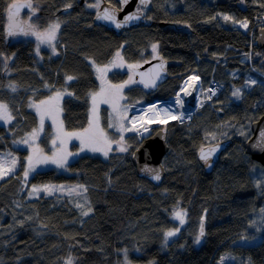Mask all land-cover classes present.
Returning a JSON list of instances; mask_svg holds the SVG:
<instances>
[{
	"label": "trees",
	"instance_id": "16d2710c",
	"mask_svg": "<svg viewBox=\"0 0 264 264\" xmlns=\"http://www.w3.org/2000/svg\"><path fill=\"white\" fill-rule=\"evenodd\" d=\"M12 1L0 0V100L14 117L0 125V152L14 149V141L37 127L29 101L57 91L73 93L62 100L64 128L86 129L90 96L98 89L93 61L105 64L117 51L137 66L152 58L149 47L156 44L157 54L169 60V77L156 91L145 94L134 84L125 86L122 103L168 98L188 74L199 76L202 87L214 80L221 91L189 122L166 124L165 176L157 186L137 176L131 156L158 126L125 134L126 152L117 148L107 158L76 156L67 172L41 169L25 181L20 159L19 168L0 180V264H65L69 257L72 264H120L123 255L134 264H215L223 254H231L233 264H264V165L245 152L250 125L264 112V51L255 45L264 28V0H152L144 13L153 24L119 36L93 23L94 11L84 0H34L40 9L29 20L34 32L60 23L56 52L43 48L40 60L34 54V34L9 41L3 36ZM235 21H247V27ZM69 75L75 79L66 83ZM127 78L125 71L108 76L112 84ZM250 80L256 83L248 84ZM236 89L239 98L232 95ZM107 110L101 112L104 127ZM226 138L232 145L205 173L196 158L198 149ZM51 145L46 125L38 140L42 155L51 152ZM46 182L79 183L87 192L28 197L32 185ZM85 197L92 208L87 216L76 206ZM178 209L186 213L185 223L164 243V233L177 226L171 213ZM201 217L204 237L197 243Z\"/></svg>",
	"mask_w": 264,
	"mask_h": 264
},
{
	"label": "snow or ice",
	"instance_id": "6c2138e0",
	"mask_svg": "<svg viewBox=\"0 0 264 264\" xmlns=\"http://www.w3.org/2000/svg\"><path fill=\"white\" fill-rule=\"evenodd\" d=\"M128 2H129V0H122V3H124V4H127ZM147 4H148V0H139V5L147 6ZM71 6L72 5L70 3L65 5L66 8H70ZM93 6H96V5H89V7H93ZM24 7L31 8V9H33V11H35L34 6L30 2V0H28V2H26V3L9 4V6H8V19L10 21L9 28H8V35L9 36H13V35L17 34V26L15 25L14 21H15L16 17L18 16L19 10L21 8H24ZM141 13H142V9H141V7H138L135 13L126 16L123 21H117L115 14L110 13L107 9H105V11L102 14H98L97 19L110 21V22L114 23L117 28H120L124 24H126L128 21L139 19ZM224 19L230 20L232 18L229 16H224ZM235 23H239L241 27H244V28L247 27V21H243V22L235 21ZM59 28H60V23L55 22V23L50 24L48 26V28L43 33L33 32L32 34L37 36V40L40 43H47L50 46H52V51H53V53H55L56 48L52 44V42L56 39V34H57V31L59 30ZM19 31L24 32V29L20 28ZM24 34L27 35L28 33L24 32ZM122 47H123V45H121V48ZM152 49H153V52H155L157 49V45L153 44ZM37 54H39V49L37 50ZM116 57L121 62L118 63L117 60L114 59L111 62L110 67L111 68L123 67V63H122L123 57L120 55L119 51H117ZM8 59H11V57H9ZM93 66L96 67L94 61H93ZM129 67H131V66H129ZM96 70L98 73H100L99 78L102 80V83H103L104 78L106 77V73L110 70L109 66H105L104 68L96 67ZM160 70L161 71L163 70V64L160 65ZM159 77H160V72H157L155 74V76L152 78V80L150 81V83H145V87L154 86L156 83V79H158ZM73 79H75L74 76H71V75L66 76V83L68 81H72ZM198 79H199L198 77H189V81L191 82L190 86L195 85V83ZM133 82L134 81L132 80V77L130 76L129 80L125 81L123 84H119V85H111L110 84V85H108V88L106 90L102 88L101 93H99V94L98 93H92L91 94V96H92V108L90 109L89 128L84 129L82 133H63L62 127H61V129L58 130L57 136L52 140V144L54 147H57V141L59 140V151L53 152V155L51 157L42 155L43 150L40 149L39 147H36L35 149H33L32 144L35 143L36 139L40 136V133L43 131L45 115H50L53 111L58 110L57 108L54 107V102L59 101V99L65 94L71 96V95H73V93L57 91L55 97H50L47 101L42 100L39 102V104H30L29 107H34L36 109L37 113L40 115V127L38 129L34 128L30 134H28L25 138L18 141V143H20V144H25V145L29 146V153L30 154L28 157H26V167L24 169V180L26 181L29 174L34 172L36 170L37 166H39V165L52 163V164H55L59 168H64L67 164L68 158L70 156H75L78 154V153L68 152L66 150V148H64L66 140L62 137L71 138L72 136H76L77 138L80 139V144H81L80 150L81 151H83L85 149H89L93 152L102 151L103 155L105 157H107L109 151L111 150L110 146L107 149L98 146L101 144V142L107 144L108 141H107L105 134L102 132V130H98V126L96 125V121H95V117H94V113L96 111V105H97V96L104 94L106 96L111 97L114 100H117V99L121 98L119 96V94L123 90V88L127 84L133 83ZM186 83H188V82H186ZM247 83L248 84H255L256 81L250 80ZM10 87H11L13 92L16 91L15 85H10ZM45 87H49V85L45 84ZM210 91H211L212 95H215V90H210ZM187 94H188V92L185 91V95H187ZM240 94H241L240 89H236L232 93V95L237 97V98H239ZM209 99H211V96H209ZM105 102H108V100L106 99ZM181 103H182V101L179 99V93H178L177 94V104H181ZM151 107L155 108L156 105H152ZM114 110L117 113V123L120 125V132H121V141L117 142V143H118V145H121L123 142V132L128 131L129 129L123 127L122 121L124 120V117L120 116V114H119L120 110L119 109H114ZM164 111L167 112V109H165ZM13 118L14 117L11 114L8 103L4 102L3 100H0V120L4 121L5 123H8L11 120H13ZM172 118L177 119L178 117L173 116ZM133 119H136V118L134 117ZM53 122L55 123V120ZM114 126L115 125H113V124L109 125V127H114ZM145 131H147V129H145ZM14 143H16V142L14 141ZM217 147L209 148L207 151H205L204 149H201L200 159L203 160L207 164L209 162V160L211 159V157L213 156V154L217 151ZM118 150L120 152H126L128 149H127V146H119ZM8 157L10 159L11 166L8 167L7 169L4 166L6 161H3V159L0 158V177L8 175L16 167V163H17L16 158L13 157L11 155V153L8 154ZM145 171L153 174L152 179H154V180L160 179V174H159L160 169L146 168ZM64 188H65V186H63V185H61V186H56V185L36 186V185H33L29 195L31 196L33 194L40 192V191H43L47 194H50V193L55 192V191H63ZM73 191L77 192L78 195H83L84 193L87 192V188L84 185H79L75 189H69L70 193ZM86 205H87V207H85ZM76 206L81 209V214L84 216H87L92 211L91 205L88 204L86 197H85L83 204H77ZM262 211H264V209H262ZM173 215L177 220H179V223L181 225H183L185 223L184 216L186 215V213H184L183 211H174ZM203 222H204V217H201L200 231H199V234L196 236V242L197 243L200 242L201 237L204 235V224H203ZM178 231H179L178 228L166 231L164 233L165 241H167L169 237L175 236ZM225 259H228V257L222 256L220 258V264H223ZM65 264H72V258L69 257L66 260Z\"/></svg>",
	"mask_w": 264,
	"mask_h": 264
},
{
	"label": "water",
	"instance_id": "95a60500",
	"mask_svg": "<svg viewBox=\"0 0 264 264\" xmlns=\"http://www.w3.org/2000/svg\"><path fill=\"white\" fill-rule=\"evenodd\" d=\"M28 0H14L12 3H26ZM32 5L34 6L35 11L31 8H21L19 10L18 16L16 17L14 23L17 26V34L13 36L8 35V28L10 21L8 19V7L6 10V25L4 28L3 36L8 41L14 37L24 36V32H31L32 27L27 23L24 22L22 19L23 13H29L30 15H37L39 10L35 8L34 0H30ZM83 0H79V3H82ZM117 5H112L106 1H102L96 10H94L93 15V23L97 26H102L106 30L112 32L115 36L121 35L124 31L130 30L132 28L141 27V26H151L153 21L145 16L144 9L151 5L152 0H148L147 6L139 5V0H129L127 4L122 3V0H115ZM9 6V5H8ZM141 7L142 13L140 18L137 20L128 21L122 27L117 28L114 23L110 21H105L101 19H97L98 14H102L105 9H107L110 13H114L116 16L117 21H123L124 18L130 14L136 12L137 8ZM162 25V23H159ZM20 28L24 29V32L19 31ZM255 45L264 51V28H260L257 32ZM163 64V70H160V65ZM169 60L162 56L161 54L155 55L148 61L138 65V66H131L129 68L132 76H133V83L138 88L142 90L145 94H151L157 90V88L163 84L169 77ZM157 72H160V77L156 79V83L154 86L145 87V83H150L152 78L155 76ZM171 99L167 100H154L149 101L144 105H154L156 103H166L169 102ZM219 115H222V112H219ZM163 123H159L160 126L153 134L148 136L144 139L140 145L133 151L131 156V162L136 170L137 176L140 178H144L148 180L153 185H159L165 176V170L162 166V159L165 153L168 150L167 145V129ZM232 145V139L226 138L217 140L213 143L204 145L200 147L197 151V161L200 166L203 168L205 173H210L218 160L220 159L223 152ZM218 146V147H217ZM217 147V151L213 154L209 162L206 164L203 160L200 159V151L204 149L207 151L209 148ZM245 152L248 154L251 159L255 160L261 165H264V112L259 117L258 120L254 121L250 125V136L245 142ZM146 168L151 169H160V179L154 180L152 179V173L145 171ZM204 224V222H203ZM201 225V224H200ZM200 226L197 232L199 234ZM204 235L201 237L202 240Z\"/></svg>",
	"mask_w": 264,
	"mask_h": 264
},
{
	"label": "rangeland",
	"instance_id": "374dc122",
	"mask_svg": "<svg viewBox=\"0 0 264 264\" xmlns=\"http://www.w3.org/2000/svg\"><path fill=\"white\" fill-rule=\"evenodd\" d=\"M84 2H85V5L88 7V8H90L91 10H96V8L98 7V5L102 2V0H92V3L91 2H89V1H85L84 0ZM83 3V2H82ZM89 5H96V6H93V7H89ZM22 19L23 20H25V21H29L30 20V18L27 16V15H22ZM48 28V27H47ZM47 28H45V29H43L42 30V33L47 29ZM36 36V35H35ZM34 40V42H35V44H34V54H35V56L40 60V56H41V52H40V50L41 49H43V48H45V49H50L51 51H52V46H50L49 44H47V43H40L37 39H33ZM52 44L54 45V41L52 42ZM39 49V54H37V50ZM53 52V51H52ZM149 52H150V54H151V57H153V56H155L156 54H157V49H156V51L155 52H153V49H152V46H150L149 47ZM117 53V52H116ZM116 53L111 57V59L107 62V63H105V64H100V65H96V67H99V68H104L105 66H109V68H110V70L106 73V77L104 78V81H103V83H102V80L99 78L100 77V73H98L97 72V70H96V67H94V69H95V73H96V76H97V81H98V89L95 91V92H93V93H101V91H102V88L103 89H107L108 88V85H119V84H123L125 81H128L129 80V77L131 76V72H130V70H129V66H131L129 63H127L124 59H123V61H122V63H123V67H118V68H111L110 67V65H111V62L115 59V60H117V62L118 63H120L121 61H119V59L116 57ZM114 71H125L126 73H127V79L123 82V83H115V84H112L109 80H108V76L112 73V72H114ZM132 77V76H131ZM133 80V79H132ZM131 84H133V83H129V84H127L126 86H130ZM61 92V91H60ZM122 92V91H121ZM120 92V93H121ZM57 93V92H56ZM56 93H54L52 96H50V97H55V95H56ZM66 95V94H65ZM65 95H63L60 99H59V101H57V102H54V107L55 108H57L58 110H56V111H53L50 115H45V117H44V126H43V129L45 128V126L46 125H50V127H51V136H52V140L57 136V133H58V130L59 129H61V127H62V131H63V133H82L83 132V130H81V131H69V130H66L65 128H64V126H63V122H62V100H63V98H64V96ZM119 96H120V94H119ZM50 97H48V98H46V99H43L44 101H47ZM121 97V96H120ZM108 100V102H105V100ZM122 99V97L121 98H119V99H117V100H114V99H112L111 97H109V96H106V95H104V94H101V95H98L97 96V105H96V111H95V113H94V117H95V121H96V125L98 126V130H102V132L105 134V136H106V138H107V141H108V143L107 144H105V143H103V142H101V144L100 145H98L99 147H102V148H105V149H107L109 146H110V148H111V150L109 151V153H108V156H109V154L110 153H112V151L113 150H117V148L119 147V146H127L126 145V142H125V139H124V135L125 134H127V133H131V132H135V131H133V128L129 125V121H128V111H127V107H126V105H125V103H122L120 100ZM42 101V100H41ZM39 102L40 101H29V104H28V108L30 109V110H32L35 114H36V116H37V120H38V123H37V129L40 127V115L37 113V111H36V109L34 108V107H29V105L30 104H39ZM107 108L108 110H107V113H106V124H105V127L103 126V122L101 121V118H102V110H103V108ZM92 108V96H90V109ZM114 109H119L120 110V112H119V114H120V116H122V117H124V120L122 121V123H123V127L124 128H127V129H129L128 131H124L123 132V142H122V144L121 145H118V143L117 142H120L121 141V132H120V125L117 123V113H116V111L114 110ZM89 117H90V111H89ZM55 120V123L53 122ZM9 123V122H8ZM8 123H5L4 121H2V120H0V125H2V126H7L8 125ZM110 124H113V125H115L114 127H109V125ZM148 124L147 125H145V126H143L142 127V129L144 130V132H146L145 131V129H147L148 128ZM87 128H89V125H88V127ZM142 129L140 130V131H138V132H142ZM109 132L110 133H117L118 134V138L117 139H112V137H111V134H109ZM137 132V131H136ZM135 132V133H136ZM31 133V132H30ZM30 133H27V134H25L21 139H23V138H25L28 134H30ZM43 133V131L40 133V136H41V134ZM39 136V137H40ZM39 137L36 139V141H35V143L34 144H32V148L33 149H35L36 147H38V140H39ZM62 138H64L65 140H66V143H65V145H64V148H66V150L68 151V152H72V153H78L77 155H75V156H70L69 158H68V161H67V164H66V166L64 167V168H59V167H57L55 164H52V163H48V164H44V165H39V166H37V168H36V170L35 171H37V170H41V169H47V168H53V169H55V170H58L59 172H67V165H68V163L70 162V161H72L76 156H78V155H81V154H92V155H97V156H100V157H102V158H107V157H105L104 155H103V152L102 151H98V152H93V151H91V150H89V149H85V150H83V151H81L80 149H81V144H80V139L79 138H77L76 136H72L71 138H67V137H62ZM20 139V140H21ZM20 140H17V141H15L16 143H12V147L14 148V149H7V150H5V151H3V152H0V158H2L3 159V161H6V163L4 164V166H5V168L7 169L8 167H10L11 166V164H10V159H9V157H8V154L9 153H11V155L13 156V157H15L16 158V160H17V163H16V167H15V169L12 171V172H14V171H16L18 168H19V166H20V159H22L23 160V162H24V164H25V166H24V168H23V177H24V169H25V167H26V157H28L29 156V146L28 145H25V144H20V143H18V141H20ZM51 148H52V150H51V152L49 153V154H47V155H44V156H48V157H51L52 155H53V152H56V151H59V140L57 141V147H54L53 146V144L51 145ZM17 150H24L25 152H18ZM120 152V151H119ZM34 171V172H35ZM11 172V173H12ZM34 172H32V173H30L29 174V176H28V178L29 177H31L32 176V174L34 173ZM135 172H136V170H135ZM11 173H9V174H11ZM8 174V175H9ZM8 175H6V176H8ZM6 176H3V177H0V180L1 179H3V178H5ZM139 177V176H138ZM27 178V179H28ZM140 178V177H139ZM76 184V185H75ZM34 185H36V186H43V185H56V186H61V185H63V186H65V188H64V190L63 191H55V192H52V193H50V194H47V193H45V192H43V191H40V192H38V193H36V194H33V195H29V193H30V191H31V189H32V186L30 187V189H29V192H28V197L29 198H34V197H37L38 195H41V194H44V195H52V194H55V193H57V194H71V195H77L78 196V194H77V192H75V191H73V192H69V189H75V188H77V186H79V185H81V184H79V183H74V184H66V183H53V182H46V183H41V184H34ZM174 211H183V210H174ZM174 211H172V213H171V216H172V218L176 221V223H177V226L175 227V228H173V229H176V228H178V229H180L183 225H181L180 223H179V220H177L175 217H174V215H173V213H174ZM184 212V211H183ZM185 213V212H184ZM260 214H261V217L263 218V227H264V211H261L260 212ZM259 217V216H258ZM261 217H259L257 220H260V218ZM184 220H185V216H184ZM259 225H253V227L254 228H256V227H258ZM262 225H260V227H261ZM172 230V229H171ZM178 233V232H177ZM177 233H176V235H177ZM175 235V236H176ZM175 236H173V237H169L168 238V240L167 241H165V237H164V243H167L169 240H171V239H173V238H175ZM260 237H261V235H259V236H256V238H255V240H252L251 242H249V243H254V242H256V241H258L259 239H260ZM246 239H250V238H246ZM238 242H240V243H242V241H241V238L238 240ZM123 254H125L124 252H123ZM226 255H229V256H231V257H229L228 256V259H225L224 260V262H223V264H233L234 263V258H233V256L231 255V254H223V255H221L217 260H216V263L215 264H220V258L222 257V256H226ZM120 264H134V263H132V262H130L126 257H125V255H123L122 256V260H121V263Z\"/></svg>",
	"mask_w": 264,
	"mask_h": 264
},
{
	"label": "bare ground",
	"instance_id": "6f19581e",
	"mask_svg": "<svg viewBox=\"0 0 264 264\" xmlns=\"http://www.w3.org/2000/svg\"><path fill=\"white\" fill-rule=\"evenodd\" d=\"M190 83L189 78H187L183 87L179 91V99L182 101L181 104H177V96H175L169 102H159L154 104L156 105L155 108L151 107L153 104L135 108L131 112L134 125L141 128L147 124L164 123L174 120L172 118L173 116L178 117L177 120L185 119L187 117L186 106H188L185 101L187 102L188 99H190L192 107L202 105L206 101V94L198 93L199 83L196 81L193 86H190ZM185 91L188 92L187 95H185ZM165 109H167V112L164 111ZM134 117L136 119H133Z\"/></svg>",
	"mask_w": 264,
	"mask_h": 264
},
{
	"label": "built area",
	"instance_id": "2783aa9c",
	"mask_svg": "<svg viewBox=\"0 0 264 264\" xmlns=\"http://www.w3.org/2000/svg\"><path fill=\"white\" fill-rule=\"evenodd\" d=\"M247 54L249 55L250 52H247ZM191 77H193V76H191ZM210 87H211L212 90H216V91L219 90V87L216 85L215 81H212L210 83Z\"/></svg>",
	"mask_w": 264,
	"mask_h": 264
},
{
	"label": "flooded vegetation",
	"instance_id": "af4514ba",
	"mask_svg": "<svg viewBox=\"0 0 264 264\" xmlns=\"http://www.w3.org/2000/svg\"><path fill=\"white\" fill-rule=\"evenodd\" d=\"M24 15H28V14H24Z\"/></svg>",
	"mask_w": 264,
	"mask_h": 264
}]
</instances>
